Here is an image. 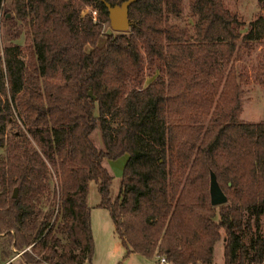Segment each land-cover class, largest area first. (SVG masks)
I'll return each mask as SVG.
<instances>
[{
  "label": "trees",
  "instance_id": "16d2710c",
  "mask_svg": "<svg viewBox=\"0 0 264 264\" xmlns=\"http://www.w3.org/2000/svg\"><path fill=\"white\" fill-rule=\"evenodd\" d=\"M184 2L136 0L117 31L104 29L103 0H0V264L90 261V180L127 254L214 264L223 230V264L264 261L259 230L244 239L245 212L257 227L264 213V119L238 116L249 76L237 63L264 36V14L242 32L224 0H187L192 23L172 22ZM122 154L113 196L105 159ZM210 168L225 203H210Z\"/></svg>",
  "mask_w": 264,
  "mask_h": 264
},
{
  "label": "rangeland",
  "instance_id": "374dc122",
  "mask_svg": "<svg viewBox=\"0 0 264 264\" xmlns=\"http://www.w3.org/2000/svg\"><path fill=\"white\" fill-rule=\"evenodd\" d=\"M6 5H10V0H5ZM224 4L231 11L236 12L239 17L244 21L242 32H246L250 21L256 18L257 14L261 11L264 14V7L260 5L258 0H224ZM84 13L97 15L96 9L88 5L84 8ZM94 17V18H95ZM172 22L184 23L188 21L190 25L193 18L189 16V7L187 0L184 2L183 15L181 17L171 16ZM192 26H190L191 28ZM104 29H111L109 21L104 23ZM3 21L0 18V32L3 33ZM192 31V30H190ZM24 43V35L18 40ZM0 45V54L2 53V46ZM238 67L249 76V81L242 85V92L240 94V109L238 116L244 121H260L264 119V36H262L249 53H243L239 56ZM154 75H147L145 83H147ZM97 112V108L95 109ZM19 124L22 125L21 121ZM23 127V125H22ZM17 130L16 125L8 127V137L12 140V132ZM90 137L98 148H103V140L99 126H96L90 133ZM6 153L5 147H0V155ZM126 154H122L116 158L105 159V163L111 168L114 178L111 184V193L116 195L120 179L122 177L124 164L126 161ZM54 171L51 173L50 185L55 184ZM100 195L97 185L93 180L88 183L87 200L90 206L91 213V228L94 238L93 255L90 261H84L82 264H167L159 260V256L149 257L144 254H127V250L123 245L120 236L114 231V224L108 210L104 207L98 206ZM245 218H249L250 227L245 230L244 239L249 243L252 234L258 230L264 236V213L259 217V227L254 222V216L245 212ZM223 241L224 231H221V237L214 244L213 249V262L214 264H223ZM8 252H11V247H7ZM11 254V253H10ZM12 256V255H11ZM6 264H31L28 263L22 256L13 255ZM43 264H54L53 260L44 261ZM260 264H264V261Z\"/></svg>",
  "mask_w": 264,
  "mask_h": 264
},
{
  "label": "water",
  "instance_id": "95a60500",
  "mask_svg": "<svg viewBox=\"0 0 264 264\" xmlns=\"http://www.w3.org/2000/svg\"><path fill=\"white\" fill-rule=\"evenodd\" d=\"M136 0H122L119 3H110L103 0L109 15V24L113 30L125 31L130 27L131 21L129 19V6ZM89 95L94 97L91 89ZM17 188H14L13 196H16ZM209 197L211 205H218L225 203L228 200V196L222 189L217 179L216 173L209 169Z\"/></svg>",
  "mask_w": 264,
  "mask_h": 264
},
{
  "label": "built area",
  "instance_id": "2783aa9c",
  "mask_svg": "<svg viewBox=\"0 0 264 264\" xmlns=\"http://www.w3.org/2000/svg\"><path fill=\"white\" fill-rule=\"evenodd\" d=\"M159 260L163 263L170 264L169 260L165 257V255L159 256Z\"/></svg>",
  "mask_w": 264,
  "mask_h": 264
},
{
  "label": "crops",
  "instance_id": "0c3cea01",
  "mask_svg": "<svg viewBox=\"0 0 264 264\" xmlns=\"http://www.w3.org/2000/svg\"><path fill=\"white\" fill-rule=\"evenodd\" d=\"M127 158V157H126ZM133 254H141L142 256H144V254L143 253H141V252H132ZM131 253V254H132ZM18 255V254H17ZM16 256V255H15ZM149 257H156L155 255H152V256H149ZM12 259V258H11ZM7 263V262H6ZM6 263H3V264H6Z\"/></svg>",
  "mask_w": 264,
  "mask_h": 264
}]
</instances>
